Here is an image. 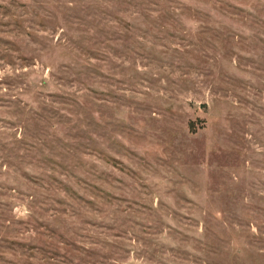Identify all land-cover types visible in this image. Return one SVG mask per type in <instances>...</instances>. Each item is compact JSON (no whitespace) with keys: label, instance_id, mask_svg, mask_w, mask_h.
<instances>
[{"label":"rangeland","instance_id":"374dc122","mask_svg":"<svg viewBox=\"0 0 264 264\" xmlns=\"http://www.w3.org/2000/svg\"><path fill=\"white\" fill-rule=\"evenodd\" d=\"M0 264H264V0H0Z\"/></svg>","mask_w":264,"mask_h":264}]
</instances>
